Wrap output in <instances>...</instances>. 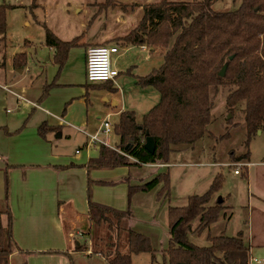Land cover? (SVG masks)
I'll return each mask as SVG.
<instances>
[{
	"label": "trees",
	"instance_id": "16d2710c",
	"mask_svg": "<svg viewBox=\"0 0 264 264\" xmlns=\"http://www.w3.org/2000/svg\"><path fill=\"white\" fill-rule=\"evenodd\" d=\"M106 1L110 6L113 4V0ZM218 1L221 0H161L143 5V16L137 26L118 41L164 49L161 66L137 80L142 86H154L159 91V101L141 121H137L135 111H122L114 125L119 143L115 148L101 145L98 156L86 163L87 169L167 164L171 152L184 151L206 136L212 138V111L220 88L227 90L226 110L232 115L226 121L227 127L238 125L233 122L234 114L238 113L243 115L246 129L247 151L237 156L230 150L231 161L250 160V142L259 130L264 133V0H239L225 9L214 7ZM6 16L7 6L0 4V37L7 31ZM44 27L45 44L55 49V61L61 68L69 50L80 44L83 35L64 40ZM50 87L44 88L43 97ZM49 130L52 128L46 123L39 126L42 135ZM147 136L155 140L153 153L145 148ZM229 136L227 130L214 138L223 140ZM168 177V173L157 174L141 184L129 183V203L134 194L155 189L161 180H165L167 189ZM223 179L222 173H218L207 192L191 195L184 206L169 207L170 238L164 250V264H250L251 246L241 235L209 236L208 245L189 240L190 233H202L224 210V201L211 202ZM88 205L91 253L101 255L106 264H132V255L142 252H150L155 260L150 238L131 226L134 215L129 207L120 210L96 202L90 187ZM3 213L8 215L7 227L2 224ZM196 219L198 224L193 228ZM104 226L106 233L102 234ZM95 229L99 231L95 233ZM86 247L76 243L74 250L84 252ZM17 250L7 207L0 211V264H9Z\"/></svg>",
	"mask_w": 264,
	"mask_h": 264
},
{
	"label": "crops",
	"instance_id": "0c3cea01",
	"mask_svg": "<svg viewBox=\"0 0 264 264\" xmlns=\"http://www.w3.org/2000/svg\"><path fill=\"white\" fill-rule=\"evenodd\" d=\"M84 32L81 33L83 36L80 44L69 50L61 68L54 58V64L57 65L55 68L61 74L56 80L58 76L52 72L36 95H32V89L28 87L16 90L13 87L15 84L8 85L7 80L0 77V211L9 207L12 233L19 247V250L11 255L9 264L17 258H21L23 264H76L77 259L82 260V255L93 254L90 251L82 254L74 250V242L78 238L85 239L84 241L89 239V187L96 202L109 206L114 202L117 207H113L120 210L128 208H125V203L129 205L131 168L120 166L87 169L86 163L98 156L101 147L99 143H90L89 135L99 133L103 125L102 120L105 119H109L113 126L112 132L105 136L113 134L120 113L134 111L125 108L124 103L120 104L119 90L124 84H138V78L147 75L133 72L138 55L151 50L161 53L163 57L164 49L148 44H125L118 41L119 37L129 32L107 33L95 42L103 41L118 46L119 51L112 56V64L118 70V76L113 81L104 83H91L86 77L87 83L79 86L72 80L73 64L84 67L86 72L87 49L95 45V42L85 40ZM50 48L55 55V49ZM27 58L26 56V60ZM24 64L27 65V61ZM118 66L126 68L125 77L121 75ZM55 68L53 67V70ZM19 71L21 73L23 68ZM97 84H102V87L109 90L103 94L108 111L104 119L97 117L98 121L94 122L90 118L94 112L90 113V106L93 104L90 105L89 86ZM47 85L51 87L43 97ZM15 93L23 97L20 103ZM8 103L16 105L17 110L7 109ZM24 105L27 107L21 109ZM93 116L95 118V114ZM112 116L117 117L114 122ZM42 123L52 128L45 135L39 132ZM263 134L261 131L257 135ZM64 137L77 142L72 154L63 149ZM117 137L119 143V136ZM103 140L111 148L117 146L111 145L105 138ZM243 163L246 166L242 173L236 175L242 174L246 177L248 207L251 215L259 219L258 228L256 227L250 236V240H253L251 245L255 241L258 242L255 238L258 236V243L264 244V147L260 153L250 150V160ZM145 165L152 168L167 166L149 163ZM117 181L124 184H117ZM116 185L118 186L115 187ZM1 219L3 226L7 227L8 215L3 213ZM80 243L83 244L82 241Z\"/></svg>",
	"mask_w": 264,
	"mask_h": 264
},
{
	"label": "rangeland",
	"instance_id": "374dc122",
	"mask_svg": "<svg viewBox=\"0 0 264 264\" xmlns=\"http://www.w3.org/2000/svg\"><path fill=\"white\" fill-rule=\"evenodd\" d=\"M159 1L161 0H113V4L110 6L106 0H0V4L7 6V31L3 37H0V77L3 80L6 79L8 85L15 84L13 87L16 90L28 87L32 89L31 94L36 95L41 91L40 88L47 77H51L52 72L55 76L61 74L55 68L53 50L45 44L44 26L52 29L62 39H72L85 31V40L94 43L107 33H128L141 18L143 5ZM238 2L239 0H221L215 3L214 7L225 9ZM94 44L98 46L114 45L103 41ZM24 54L28 57L27 65L24 64L25 62L23 63ZM163 60L161 53L157 51H143L135 61L133 72L140 75L148 74L160 67ZM20 68H23L21 73ZM118 68L121 70V75L125 77L126 68L122 66H118ZM73 70V82L79 86L86 84L85 68L73 64ZM49 72L50 74H47ZM92 86H89L90 105L93 104L92 107L90 106V113L94 112L96 120L94 114H91L90 118L95 122L98 121L97 117L103 118L108 111L103 94L109 90L102 87V84ZM226 94V88H220L215 100L212 111V138L206 136L184 151L171 152L165 167L152 168L145 164L130 167L132 185L149 181L157 174L165 176L168 173L169 175L167 189H165V180H161L155 189L138 192L133 195L129 205L125 203V208L128 206L134 215L131 226L150 238L151 245L156 252L155 260L150 252L133 254L132 264H164V250L168 247L170 238L169 207L184 206L188 204L191 195L207 192L218 173H222L224 179L221 187L213 194L211 202L214 203L219 198H223L224 210L217 221L202 233H190L189 240L198 245H208L210 243L209 236L241 235L244 242L251 246L250 264H259L254 259L262 260L264 258V244L258 243L259 236L255 237L258 242L255 241L251 245L253 240H250V236L255 228H258L259 219L251 215L248 207L246 177L242 174L236 175L234 173L236 166L230 165L233 163L230 158V150H233L237 156H241L247 151L245 146L246 129L243 115L238 113L233 116V122H237L238 125L227 127L226 121L232 115L226 110ZM159 97V91L154 86H142L135 83L122 85L118 94L120 104L124 103L125 108L134 110L137 121L142 120L143 114L158 102ZM24 107L26 108L27 105L21 109ZM6 108L17 110L13 103H8ZM116 119V116H112L113 122ZM227 130H230L229 137L223 140L214 138L225 134ZM100 138H105L111 145L118 144V137L114 132L109 136L100 132ZM67 139L64 137L63 149L72 154L77 142L74 139L70 141ZM263 145L264 134L256 135L250 142L248 150L260 153L263 151ZM243 168H241V173ZM119 183L124 184L117 181V184ZM166 191L167 193H165ZM161 193L165 194L161 195ZM166 194L167 196H165ZM111 206L117 207L114 202ZM197 224L198 219L194 221L193 228ZM103 228L101 229L103 233L100 232L99 235L106 233L105 226ZM98 231L95 229V233ZM84 240L78 238L74 242L76 244V242L82 241L83 245L87 246L82 254L91 252L93 244L88 238L86 241ZM82 257V260H76V264H106V260L102 259V256L99 257L94 253L82 255ZM17 259H14L11 264H23L21 258Z\"/></svg>",
	"mask_w": 264,
	"mask_h": 264
},
{
	"label": "built area",
	"instance_id": "2783aa9c",
	"mask_svg": "<svg viewBox=\"0 0 264 264\" xmlns=\"http://www.w3.org/2000/svg\"><path fill=\"white\" fill-rule=\"evenodd\" d=\"M118 51L119 48L117 45L89 46L86 54L87 80L91 83H104L113 81L118 76L119 72L112 64V56ZM16 96L19 99L18 103H20L19 101L23 100V97L18 94H16ZM112 130L113 126L111 121L109 119H105L100 132L108 135L112 132ZM100 132L89 135V142L92 144L99 143L101 145H106L105 141L100 138ZM230 165L234 167L236 166L234 170L235 174H240L241 168L245 167L244 165L246 164L243 162H233ZM254 261L262 264V262H264V258L262 260L254 259Z\"/></svg>",
	"mask_w": 264,
	"mask_h": 264
},
{
	"label": "water",
	"instance_id": "95a60500",
	"mask_svg": "<svg viewBox=\"0 0 264 264\" xmlns=\"http://www.w3.org/2000/svg\"><path fill=\"white\" fill-rule=\"evenodd\" d=\"M226 71V66L223 67V69L221 70L220 74L223 76L225 74ZM258 133H261V130L258 131ZM145 148L150 152L153 153L155 152L156 149V144H155V140L152 136H147L145 139ZM219 203L223 202V198H219Z\"/></svg>",
	"mask_w": 264,
	"mask_h": 264
}]
</instances>
